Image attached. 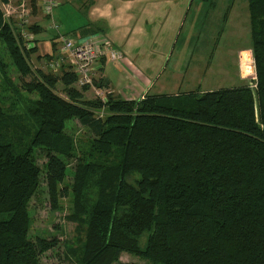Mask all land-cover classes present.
I'll return each mask as SVG.
<instances>
[{
  "label": "trees",
  "instance_id": "trees-1",
  "mask_svg": "<svg viewBox=\"0 0 264 264\" xmlns=\"http://www.w3.org/2000/svg\"><path fill=\"white\" fill-rule=\"evenodd\" d=\"M8 2L0 0V264H41L57 247L30 237L43 181L54 210L72 199L68 219L85 235L69 250L77 264H141L121 263L125 253L144 264H264V0H248L255 91L105 102L84 99L90 87L74 86L72 66L33 69L38 48L5 20ZM74 120L90 131L86 141L67 133Z\"/></svg>",
  "mask_w": 264,
  "mask_h": 264
},
{
  "label": "rangeland",
  "instance_id": "rangeland-1",
  "mask_svg": "<svg viewBox=\"0 0 264 264\" xmlns=\"http://www.w3.org/2000/svg\"><path fill=\"white\" fill-rule=\"evenodd\" d=\"M18 1L19 0H12L11 6L13 8L17 7L19 4ZM56 1L57 5L54 9V21L60 28L59 33L65 35L67 38L77 40L68 28L65 17L66 14H70V16L73 15L72 6L66 3L63 4L62 1ZM178 2L182 3V9H189L182 22V27L178 28L177 37L175 38L176 42L174 41L170 49L169 58L171 59L169 65H167L168 70L163 75L164 80L161 83L168 87L166 90L169 91L155 93L174 98L179 94L198 91V89L205 92L222 88L249 86L250 83L243 78L238 65L240 53L247 49L253 50L248 0H209L207 3H202L199 0H179L177 3ZM189 2L194 3L189 7ZM37 5L36 9L38 8L43 18H47L43 12H41V6ZM34 7L35 6L32 4V8ZM177 9H179L178 5ZM36 15V10H33L29 25L27 26L28 32L32 35L36 33L29 29L34 25V16ZM45 20L47 24V19H44V21ZM84 20L85 17L81 14L75 24L77 26H82ZM6 21H10L20 28L17 14H13L11 19H6ZM178 25L179 23L177 27ZM51 33L53 32L48 34L51 35ZM37 43V41L34 43L35 46H37ZM41 44L43 45L45 43ZM1 46L2 44L0 43V47ZM8 59V56H5V62L7 61L8 63ZM48 63L49 61L46 59L44 61L37 60L36 55H32L30 59V65L35 70L48 72ZM175 68L177 69L174 70ZM178 68H181L182 72L186 69V74L190 72L189 75H177ZM60 70L56 74H61ZM8 71L13 81H16L20 85V74L18 70L9 65ZM57 76L61 77V75ZM30 79L31 78H28L27 80L30 81ZM94 79L95 83L103 81L102 75L95 74ZM104 82L107 84L106 81ZM150 82V84H152L154 80H150ZM142 84L143 79L141 78L140 81L136 83L137 86L130 88V91L134 92V94L131 95L128 93L127 97L123 95L122 97L125 99L142 98L140 94L141 91L139 90ZM74 86L79 90H84V87H80L77 84ZM96 88L98 89L99 87L96 86ZM101 89L102 90L99 92L106 96V100L110 93H114L115 96L117 95L113 90H104L103 87H101ZM56 92L63 97L66 96L62 82H59ZM173 98H171V101ZM84 99L101 100L96 91L92 88L84 91ZM101 114L102 113L96 115L100 118ZM67 133L77 138H82L84 141L91 135L90 131L81 124L80 120L72 121ZM38 159L41 164L46 161L44 155L40 152ZM74 166L75 164L72 163L70 168L74 170ZM71 175L72 174H70V178ZM70 178L69 181L72 183V178ZM60 205L62 207L61 210H54L52 208L47 184L43 181L40 193L33 198L30 204L32 218L30 237L33 240L38 236L48 241L56 240L57 247L41 255V264H77L76 258L69 254V250L77 249L84 241V231L77 230L78 224L68 219V216L72 212V199L62 198L60 200ZM120 262L145 263V261L140 258L127 253L121 255Z\"/></svg>",
  "mask_w": 264,
  "mask_h": 264
},
{
  "label": "crops",
  "instance_id": "crops-1",
  "mask_svg": "<svg viewBox=\"0 0 264 264\" xmlns=\"http://www.w3.org/2000/svg\"><path fill=\"white\" fill-rule=\"evenodd\" d=\"M58 1L72 6L73 15L66 14L65 17L68 28L77 40L101 36L125 56L121 63H114L108 57H104L97 63L96 74L102 75V79L107 83L103 87L104 90H113L118 97L129 101H139L149 95H160L155 92L169 91L166 90L168 87L161 83L171 59L169 58L170 49L174 41L176 42L178 28L182 27L189 8L182 9V3H177L179 0ZM199 1L209 2V0ZM35 2L33 10H36L37 15L34 16L33 26L38 33L34 35V38L38 42L36 47L39 48L34 55L37 56V60L44 61L45 56L59 52L60 45L55 39L56 34L51 29L50 21L43 18L38 8L36 9L39 0H35ZM193 3L189 2L188 6L190 7ZM177 5L179 9H177ZM81 14L85 17L84 24L77 26L75 22ZM44 19H47V24ZM50 32L53 33L49 35ZM189 73L186 74V69L182 72L181 68H178L177 75H189ZM141 78L143 84L139 90L142 98H123L122 95L127 97L128 93L134 94L130 88L137 86L136 83ZM150 80H154V82L150 84ZM100 90L102 89L100 88ZM110 94L115 95L114 93Z\"/></svg>",
  "mask_w": 264,
  "mask_h": 264
},
{
  "label": "built area",
  "instance_id": "built-area-1",
  "mask_svg": "<svg viewBox=\"0 0 264 264\" xmlns=\"http://www.w3.org/2000/svg\"><path fill=\"white\" fill-rule=\"evenodd\" d=\"M17 7H12V0L2 5L5 20H10L13 14L18 15L22 37L27 41V49L35 47L34 35L27 30L31 13L33 11L31 0H19ZM43 14L51 23V29L57 35V41L60 45V51L56 58L48 64V68L58 73L63 65L74 67L78 76V85L80 87H90L96 91L99 98L105 102L106 96L100 93V88H96L94 76L97 71V63L104 57H108L114 63H121L125 56L115 49L112 44L101 36H92L86 40H74L67 38L59 33L60 28L54 21V9L57 5L56 0L39 1ZM239 69L244 79L250 85L249 88L255 91L257 88V64L254 51L251 49L244 50L239 56Z\"/></svg>",
  "mask_w": 264,
  "mask_h": 264
}]
</instances>
